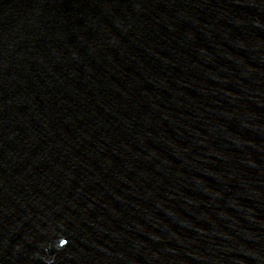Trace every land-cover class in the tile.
<instances>
[{
	"label": "water",
	"instance_id": "water-1",
	"mask_svg": "<svg viewBox=\"0 0 264 264\" xmlns=\"http://www.w3.org/2000/svg\"><path fill=\"white\" fill-rule=\"evenodd\" d=\"M0 264H264V0H0Z\"/></svg>",
	"mask_w": 264,
	"mask_h": 264
}]
</instances>
